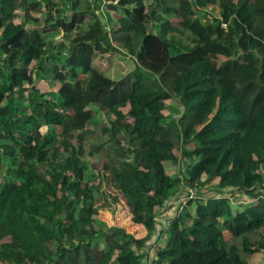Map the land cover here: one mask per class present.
Instances as JSON below:
<instances>
[{
  "label": "trees",
  "instance_id": "obj_1",
  "mask_svg": "<svg viewBox=\"0 0 264 264\" xmlns=\"http://www.w3.org/2000/svg\"><path fill=\"white\" fill-rule=\"evenodd\" d=\"M210 5L220 14L200 15ZM91 104L108 120L97 129ZM88 142L144 238L100 228ZM206 180L220 195L187 200L152 264L264 250L249 237L264 227V0H0V264H142L175 190Z\"/></svg>",
  "mask_w": 264,
  "mask_h": 264
},
{
  "label": "rangeland",
  "instance_id": "obj_2",
  "mask_svg": "<svg viewBox=\"0 0 264 264\" xmlns=\"http://www.w3.org/2000/svg\"><path fill=\"white\" fill-rule=\"evenodd\" d=\"M59 1V0H56ZM146 4L148 2H145ZM151 8H155L154 6H151ZM204 12H202L200 15L205 14L207 15V17H213V16H218L220 14V10L218 7L216 6H208L207 8L203 9ZM117 14L120 15V13L117 11ZM160 14L163 17L168 18L169 20L173 21L174 23H176V17L174 15H169L163 12H160ZM117 16V15H115ZM111 18L113 19L114 16L112 14ZM105 19V16L103 15V19ZM17 20H22L21 18H17ZM84 27V26H83ZM145 30L147 32H153L156 33L158 31V25L157 27H155L153 25V21H151V18L149 17L146 20L145 23ZM123 50V49H122ZM112 56V54H111ZM110 56V57H111ZM126 63L125 66L128 67L129 64H131L132 60L130 59V57H125ZM117 61H119V58L117 59ZM38 86L41 89H50L49 87H46V83L45 81H41L40 83H38ZM90 108L95 110V115L92 119V122L94 123L92 125V127L94 129L99 128L100 123H104L107 122V118H105L104 113H101L98 110V107L96 104H91ZM180 106L177 103V100L171 99L168 100V107L167 110L165 111L167 117L168 116H173V117H177L179 115V110H180ZM169 112V113H168ZM91 136V135H90ZM95 137V136H94ZM94 137L91 140H96L94 139ZM91 143V142H90ZM61 148V152L63 156H66L68 154L67 151H63V146H60ZM176 154L179 156L180 153H178V151H175ZM83 157H85L89 169L86 172V175H91V173H93V171L95 172L97 178L102 179V190H103V194L101 191L96 192L95 194V198L97 199L93 205V209L95 212L94 217L97 219V222L100 225V228H105L108 230H119L122 234V238L124 240H138V239H142L147 235V232L145 230V228L143 226H140L138 224L133 223L130 220V214L128 212V204H127V198L122 190V188L117 184V182L114 180L111 172L109 170H103V164L106 162V158L103 157L101 155H96L93 153H91L90 150V146H89V142L88 144L84 145V153H83ZM90 157V158H88ZM181 163L182 165H185V161L183 159H181ZM182 168V167H181ZM179 169L178 173L180 176H184L185 172L182 169ZM201 179H206V176L203 175L201 177ZM217 181H210L208 182L206 180V182L204 184H202L201 186L197 185L194 188H191L187 185H182L181 187H178L175 190V194H174V198L172 201H178V200H183L185 201L184 205H188L189 209L194 208L193 204H189L188 201H186L190 196L188 195L190 190H195V193L191 194L190 198H195L200 196L202 193H204L205 195H212V194H218L216 193L217 191L215 190V186H216ZM220 195V194H218ZM183 198V199H180ZM189 198V199H190ZM231 199L234 203H237L240 205L244 199H249L247 197H244L242 194H240L239 192H235L234 194H232ZM183 205V206H184ZM172 207V206H171ZM239 207V206H238ZM177 209L176 207H172L169 209L166 208V210L162 211L160 214H158L159 219L156 220L157 221V231H155L152 236L150 238H148L145 241L144 247H143V252H144V256L142 258V264H152L151 260L153 258V255L155 253L156 247L158 245H163L166 235H162L161 238L158 240V234L160 232V230L162 228H168L169 225L171 224V219L173 218L174 214H177ZM183 209V207H182ZM186 223H188V221L186 220ZM226 235V240L229 243H240V238H235L233 237L231 234H229L228 232H225ZM249 237L252 240H261L262 238H264V227H262L257 233H252L249 235ZM157 243V244H156ZM156 244V247H155ZM264 263V250L256 253L251 260H249L248 264H263Z\"/></svg>",
  "mask_w": 264,
  "mask_h": 264
},
{
  "label": "built area",
  "instance_id": "obj_3",
  "mask_svg": "<svg viewBox=\"0 0 264 264\" xmlns=\"http://www.w3.org/2000/svg\"><path fill=\"white\" fill-rule=\"evenodd\" d=\"M190 193H191V194L195 193V190H193V191L190 190L189 193H188V195H189L190 197H193V196H191ZM190 197H189V198H190ZM189 198H188V199H189ZM180 199H183V198H180ZM188 199H187V200H188ZM187 200H186V201H187ZM169 204H170L172 207H176V208H178V209H177V214H178L179 212H181L182 207H183V205L185 204V201H184V199H183V200H178V201H175V200H174V201H171V203H169Z\"/></svg>",
  "mask_w": 264,
  "mask_h": 264
},
{
  "label": "crops",
  "instance_id": "obj_4",
  "mask_svg": "<svg viewBox=\"0 0 264 264\" xmlns=\"http://www.w3.org/2000/svg\"><path fill=\"white\" fill-rule=\"evenodd\" d=\"M46 87H47V84H46Z\"/></svg>",
  "mask_w": 264,
  "mask_h": 264
}]
</instances>
